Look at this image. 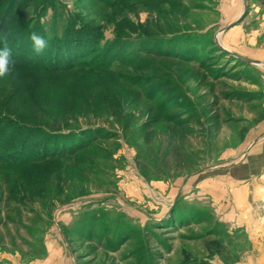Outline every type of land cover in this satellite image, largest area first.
Listing matches in <instances>:
<instances>
[{"label": "rangeland", "instance_id": "374dc122", "mask_svg": "<svg viewBox=\"0 0 264 264\" xmlns=\"http://www.w3.org/2000/svg\"><path fill=\"white\" fill-rule=\"evenodd\" d=\"M5 39L0 264H264V0H0Z\"/></svg>", "mask_w": 264, "mask_h": 264}, {"label": "clouds", "instance_id": "9594fccd", "mask_svg": "<svg viewBox=\"0 0 264 264\" xmlns=\"http://www.w3.org/2000/svg\"><path fill=\"white\" fill-rule=\"evenodd\" d=\"M29 40L33 51L37 54H42L48 47L49 41L45 36L32 32L29 35ZM16 61L13 58V52L7 39L3 42V47H0V77L11 75L15 71Z\"/></svg>", "mask_w": 264, "mask_h": 264}, {"label": "water", "instance_id": "95a60500", "mask_svg": "<svg viewBox=\"0 0 264 264\" xmlns=\"http://www.w3.org/2000/svg\"><path fill=\"white\" fill-rule=\"evenodd\" d=\"M246 11V5L244 4V7H243V10L239 16V18L245 13ZM236 57H238L240 60L244 61L245 63H251V64H260L261 61L259 60H256V59H248V58H245L243 56H240V55H236L234 54Z\"/></svg>", "mask_w": 264, "mask_h": 264}, {"label": "trees", "instance_id": "16d2710c", "mask_svg": "<svg viewBox=\"0 0 264 264\" xmlns=\"http://www.w3.org/2000/svg\"><path fill=\"white\" fill-rule=\"evenodd\" d=\"M50 133V134H58V133H65L66 131L65 130H63L62 132H61V130H55V131H47V132H44V133ZM1 145H3V143H1L0 142V147H1ZM186 257V259H187V255L185 256ZM195 264H210V263H208L207 261H205V260H200V261H197Z\"/></svg>", "mask_w": 264, "mask_h": 264}]
</instances>
